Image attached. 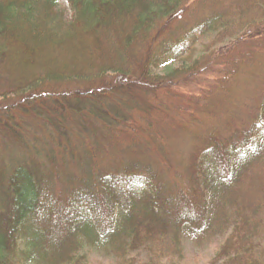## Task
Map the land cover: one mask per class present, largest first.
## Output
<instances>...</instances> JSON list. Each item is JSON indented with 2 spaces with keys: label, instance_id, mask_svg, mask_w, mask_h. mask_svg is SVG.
Instances as JSON below:
<instances>
[{
  "label": "trees",
  "instance_id": "trees-1",
  "mask_svg": "<svg viewBox=\"0 0 264 264\" xmlns=\"http://www.w3.org/2000/svg\"><path fill=\"white\" fill-rule=\"evenodd\" d=\"M60 1L0 0V255L163 264L217 227L212 264H264V0Z\"/></svg>",
  "mask_w": 264,
  "mask_h": 264
},
{
  "label": "rangeland",
  "instance_id": "rangeland-1",
  "mask_svg": "<svg viewBox=\"0 0 264 264\" xmlns=\"http://www.w3.org/2000/svg\"><path fill=\"white\" fill-rule=\"evenodd\" d=\"M58 7H59L58 9L64 12L68 18L72 17L73 12L68 1L61 0L58 4ZM220 40H224V42L226 41V39H220ZM210 41L211 39L203 40L198 45L197 49L200 51ZM184 60L188 61V58L183 59V61ZM181 62L172 64L170 67H163L162 69L159 70V72L165 74L170 69H175L177 67L180 68L183 65L180 64ZM205 86L206 84H202L200 87H205ZM251 96H253V94ZM8 152L11 153L12 150H8ZM175 158L178 159L179 157H175ZM177 163L178 162H176V164ZM51 221L54 222V220ZM226 221L232 223V220H226ZM47 223H50V221L48 220L46 224ZM228 232L229 231H224L217 227H214L213 229L208 230L207 235L202 236L201 240H199V238L192 239L186 237L181 240V249L179 253H177L176 255L170 254L171 256L163 258L162 262L163 264H174V263L175 264H212L213 260L215 259L217 250L221 245V243L225 240V235ZM17 239L18 237L15 235L14 240L9 247L10 252L8 253L6 252L2 254L3 256L0 255V258L2 260L0 264H39L35 260H30L29 258L26 257V255L22 252V250H26V248H23V244H20L17 241ZM138 245H141V243H139ZM151 245L153 250L163 251V257L168 254L167 252L164 251L163 246H159L155 242L151 243ZM139 249H142V247H139ZM139 249L137 248L134 253L136 254V256L140 255L138 262L149 261L151 256H153L154 254L156 256H159V252L153 254L150 253V251L139 250ZM121 254L122 253L120 251L113 249L107 250L104 248L96 249V248L86 247L80 251L81 257L85 258L83 259V261L85 260V262L88 264H122ZM44 264L47 263L44 262ZM49 264H51V262Z\"/></svg>",
  "mask_w": 264,
  "mask_h": 264
}]
</instances>
